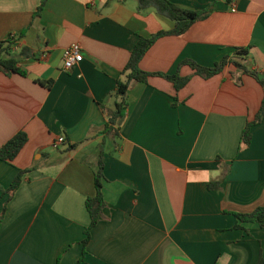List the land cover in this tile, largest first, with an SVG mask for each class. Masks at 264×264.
Returning <instances> with one entry per match:
<instances>
[{"label":"crops","instance_id":"1","mask_svg":"<svg viewBox=\"0 0 264 264\" xmlns=\"http://www.w3.org/2000/svg\"><path fill=\"white\" fill-rule=\"evenodd\" d=\"M42 1L0 0V43L15 39L28 73L0 72V148L28 135L12 164L0 160V264H257L264 229L236 214L264 207V118L240 150L263 87L233 65L208 79L180 65L249 57L264 75V0H170L209 16L159 38L140 68L190 80L180 91L161 76L133 82L118 137L102 131L133 49L175 24L138 0H45L35 17ZM75 43L84 59L65 71ZM102 149L106 207L85 246Z\"/></svg>","mask_w":264,"mask_h":264},{"label":"trees","instance_id":"2","mask_svg":"<svg viewBox=\"0 0 264 264\" xmlns=\"http://www.w3.org/2000/svg\"><path fill=\"white\" fill-rule=\"evenodd\" d=\"M229 2L233 0H228ZM138 10L141 12H146L150 9L155 10L158 14L168 18L175 24V28L170 32H160L158 34L152 35L148 38H141L135 48L132 51L130 60L126 65L125 69L122 71L120 78L117 81V89L115 97L117 99L115 109L109 113V119L103 128L102 134L105 136L118 137L120 134V121L125 117L126 110L128 107V90L133 82L147 83V80L151 76H161L174 83L177 91L184 88L190 77H181L179 72L175 75L168 74H150L144 72L140 68V63L144 56L150 50V48L155 44V42L164 36H180L185 34L193 24L198 21L204 20L209 16L210 10L194 11L190 9L183 8L170 0H138ZM45 0L42 1L40 7L35 13V17H38L44 8ZM23 34L19 35L21 37ZM15 39L10 38L4 43H0V72L11 74L17 73L22 76H27L28 73L17 66V57L10 51L12 44ZM250 49H237V54L249 55ZM21 56L31 57L33 56L26 48L22 49ZM249 57H224L219 63H217L212 68L202 67L193 61H185L180 66L189 65L196 71V74L204 77L211 78L215 75L222 73L226 67L233 65L242 74H247L254 77L263 87L264 90V75L259 74L257 71L251 70L248 64ZM264 118V98L253 121L248 122L242 138L241 147L248 148L251 145V131L252 128L261 123ZM28 142V135L25 131H20L16 134L10 141L0 148V160L12 164L16 158L19 156L21 151L24 149ZM76 146H69V149H74ZM103 154L102 149L97 170L95 171V189L96 195L94 197L88 198L86 202L87 210L91 217L90 226L86 229V239L83 244L86 246L90 239V234L92 229L99 223L103 210L106 207V201L103 194V181H104V164H103ZM30 172V170H21L12 182L10 188L6 191L9 194L10 201L17 190L19 189L25 174ZM218 184H216V188ZM0 190H2L0 188ZM7 206L5 205L3 209V214H5ZM237 218L241 222H251L256 223L264 229V207H259L255 211L249 214H236ZM83 259L80 260L79 264H82ZM257 264H264V255H261Z\"/></svg>","mask_w":264,"mask_h":264},{"label":"built area","instance_id":"3","mask_svg":"<svg viewBox=\"0 0 264 264\" xmlns=\"http://www.w3.org/2000/svg\"><path fill=\"white\" fill-rule=\"evenodd\" d=\"M63 59H64L65 71L73 70L76 66H78L84 59V55L80 44L75 43L70 47H68L67 49H65L63 54ZM63 143H64V138L61 137L53 143V146L55 148H58Z\"/></svg>","mask_w":264,"mask_h":264},{"label":"rangeland","instance_id":"4","mask_svg":"<svg viewBox=\"0 0 264 264\" xmlns=\"http://www.w3.org/2000/svg\"><path fill=\"white\" fill-rule=\"evenodd\" d=\"M11 51V50H10ZM12 52V51H11ZM14 54V53H13ZM244 63H246V64H248L249 65V67L251 66V64L249 63V62H244Z\"/></svg>","mask_w":264,"mask_h":264},{"label":"water","instance_id":"5","mask_svg":"<svg viewBox=\"0 0 264 264\" xmlns=\"http://www.w3.org/2000/svg\"><path fill=\"white\" fill-rule=\"evenodd\" d=\"M123 120L120 122V124H122Z\"/></svg>","mask_w":264,"mask_h":264}]
</instances>
